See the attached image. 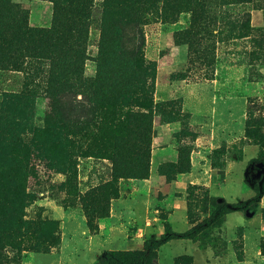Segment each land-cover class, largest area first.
<instances>
[{
	"label": "rangeland",
	"instance_id": "rangeland-1",
	"mask_svg": "<svg viewBox=\"0 0 264 264\" xmlns=\"http://www.w3.org/2000/svg\"><path fill=\"white\" fill-rule=\"evenodd\" d=\"M22 9L30 33L8 50ZM38 29L42 41L31 36ZM120 30L123 45L103 41ZM60 68L100 74L101 90L131 91L129 106L148 112L134 118L129 140L131 158H148V175L115 181L94 229L82 195L113 177L95 139L107 108L88 133L70 132L75 118L61 111L52 122ZM62 97L72 102V93ZM15 143L31 155L15 180L0 174V264H96L106 250L142 247L167 222L187 230L211 212L208 193L245 199L264 181V168H248L264 147V0H0L2 171ZM263 208L264 196L257 212L232 211L199 240H171L159 264H264Z\"/></svg>",
	"mask_w": 264,
	"mask_h": 264
},
{
	"label": "trees",
	"instance_id": "trees-1",
	"mask_svg": "<svg viewBox=\"0 0 264 264\" xmlns=\"http://www.w3.org/2000/svg\"><path fill=\"white\" fill-rule=\"evenodd\" d=\"M14 6V5H13ZM131 8V7H130ZM130 16L128 19L134 21V17H138V12L136 9L130 11ZM25 10H20L16 12L15 24L18 29V39L14 43L13 39L8 41V50L13 51L21 49L26 38H28V32L30 29L24 22ZM117 22L123 21V14L121 13L117 17ZM120 29V28H119ZM47 32L44 30H35L31 35L32 38H38L40 41L41 37H47L48 34L42 33ZM139 35L135 34V37H142L141 32ZM103 41L108 42L111 38L115 45L120 43L123 45V37H121V30L119 32L106 33L103 35ZM111 37V38H110ZM36 38V39H37ZM111 39V40H112ZM141 45H138L135 49L131 47L130 49L125 48L127 54H138ZM57 50L58 60L60 61L64 58L66 47L65 45L59 46ZM140 60V58H139ZM79 75L77 77L70 76L66 73L65 68H60L54 73V79L57 83L50 87L52 93L53 101V111L52 122L58 119L57 113L59 115H69L75 118L74 125H68V130L72 133L80 134L83 131L88 133L91 129L93 122L97 120L98 109L106 106L107 110L104 113V121L98 120V130L95 133V139L97 142L96 148L98 152H105L103 154L108 155L109 158L114 163L112 179L107 183L100 184L93 187L91 190L87 191L82 195L85 203V209L89 217V225L92 229L95 228L94 217L103 216L108 213V202L109 199L116 196L118 191L114 189L113 184L121 177H139L144 178L149 172V161L148 158L144 157L134 160L136 158H131L130 153H132V147L129 145L130 133L133 131V120L136 117H147L148 112L137 113L129 106V100L131 98V91H110L106 92L100 89V85L103 83V77L98 74L94 80H89L82 76V72L78 69L74 70V74ZM76 79L75 83L73 80ZM58 92V94H56ZM72 93V102L64 103L61 101L63 99L62 95ZM81 95L80 100L77 96ZM133 102V101H131ZM117 104L120 105V112L112 111L115 109ZM57 116L54 118V116ZM59 124H62L63 128L66 127L64 118L59 116ZM80 117H85L83 124H81ZM97 123V124H98ZM86 133V134H87ZM115 134V135H114ZM21 148V151H19ZM118 149V150H117ZM87 151L81 153L85 156ZM31 155L30 147H21L18 143L12 145V148L8 152L7 157H9V164L6 166L5 171H2L3 159H0V174L6 176L7 180H15L18 176V170L16 167L18 165H23L26 160ZM144 155V154H143ZM255 167V169L264 168V147H262L259 153L252 157L248 162V168ZM71 168V167H70ZM66 173L69 174V168L64 169ZM3 178L0 177V184ZM253 192L250 196L239 201H229L226 198H222L218 195H212L208 193L206 198L211 206V212L202 220L194 223L190 228L184 231H177L173 228L170 222H167L164 226V231L161 234H152L149 236L142 247L135 249H128L122 251L116 250H106L98 259L96 264H159L160 250L162 246L170 242L173 239H192L199 240L204 234H209L215 228H217L226 218V215L232 211H243V212H257L262 202L264 196V181L262 183L256 182L253 186ZM264 214V208H263Z\"/></svg>",
	"mask_w": 264,
	"mask_h": 264
},
{
	"label": "crops",
	"instance_id": "crops-1",
	"mask_svg": "<svg viewBox=\"0 0 264 264\" xmlns=\"http://www.w3.org/2000/svg\"><path fill=\"white\" fill-rule=\"evenodd\" d=\"M171 242V241H170ZM169 243V242H168Z\"/></svg>",
	"mask_w": 264,
	"mask_h": 264
}]
</instances>
